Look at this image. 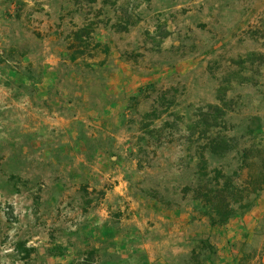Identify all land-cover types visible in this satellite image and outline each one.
I'll return each mask as SVG.
<instances>
[{
  "label": "rangeland",
  "instance_id": "1",
  "mask_svg": "<svg viewBox=\"0 0 264 264\" xmlns=\"http://www.w3.org/2000/svg\"><path fill=\"white\" fill-rule=\"evenodd\" d=\"M244 164L242 187L264 170V0H0V264H264V189L207 213L214 170Z\"/></svg>",
  "mask_w": 264,
  "mask_h": 264
},
{
  "label": "trees",
  "instance_id": "2",
  "mask_svg": "<svg viewBox=\"0 0 264 264\" xmlns=\"http://www.w3.org/2000/svg\"><path fill=\"white\" fill-rule=\"evenodd\" d=\"M155 87V84H148L147 86L140 87L137 92L131 97L134 100H138L145 95L146 90ZM219 111V106H214V119H219L216 116V112ZM218 122L215 123L217 125ZM214 125V128L217 126ZM210 129L206 130L209 131ZM211 131V130H210ZM207 133V132H206ZM209 150L214 156L222 157L231 152L235 146L232 145L231 140L226 136L219 133L209 134L207 136V143ZM255 147V146H253ZM247 151H245V163L252 161V158L247 157ZM245 164L238 171H234L233 174H227L222 169L214 170V188L207 190V201L209 203L210 221L213 225H223L228 223L232 217L243 214L249 211L256 203L258 197L261 195L264 189V170H262L261 176L256 178L253 172H249L247 177L246 186L242 187L235 181V176L241 177ZM249 192V193H248ZM57 252L60 255H64L65 252L61 245L55 246Z\"/></svg>",
  "mask_w": 264,
  "mask_h": 264
}]
</instances>
